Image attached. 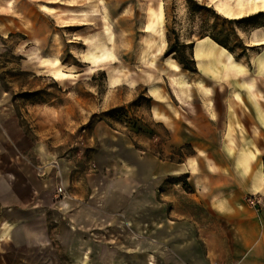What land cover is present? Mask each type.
Here are the masks:
<instances>
[{"label":"crops","instance_id":"0c3cea01","mask_svg":"<svg viewBox=\"0 0 264 264\" xmlns=\"http://www.w3.org/2000/svg\"><path fill=\"white\" fill-rule=\"evenodd\" d=\"M161 7L148 6L143 24L162 37L149 45L153 51L166 43ZM191 50L196 69L190 71L204 84L186 88L199 105L194 119L177 120L169 130V154L121 138L97 162L108 177L100 203L118 214L128 242L115 244L113 253L104 231H91L84 212L91 207L88 167L74 168L71 157L52 150L22 147L19 173L0 168V264H264V210L243 199L254 192L264 199V64L257 59L264 48L244 60L204 35ZM148 92L164 98L155 84ZM152 113L171 122L156 106ZM11 136L0 128V141ZM65 162L70 192L64 187L61 196L54 179Z\"/></svg>","mask_w":264,"mask_h":264},{"label":"rangeland","instance_id":"374dc122","mask_svg":"<svg viewBox=\"0 0 264 264\" xmlns=\"http://www.w3.org/2000/svg\"><path fill=\"white\" fill-rule=\"evenodd\" d=\"M53 1L0 0V128L12 135V141H0V168L19 173L22 147L35 151V146L71 157L74 168L88 167L91 207L84 212L91 217V231H104L114 253L115 244L128 242V228L117 224L118 214L102 208L108 177L99 174L97 162L112 155L110 148L121 138L158 155L169 154V130H175L177 120L194 119L199 105L186 88L204 84L179 59L191 65L192 41L204 35L244 60L263 50L264 42L255 40L264 39V1ZM158 5L166 43L162 50L155 43L153 51L149 45L162 37L147 33L143 24L147 7ZM78 9L88 15L73 13ZM257 56L263 66L264 52ZM150 84L158 86L163 99L149 94ZM153 106L171 122L154 116ZM66 164L60 163L54 185L68 193ZM119 232L123 234L114 235Z\"/></svg>","mask_w":264,"mask_h":264},{"label":"built area","instance_id":"2783aa9c","mask_svg":"<svg viewBox=\"0 0 264 264\" xmlns=\"http://www.w3.org/2000/svg\"><path fill=\"white\" fill-rule=\"evenodd\" d=\"M56 192L63 196L65 194V189L61 184H58L56 186ZM244 201L249 204L251 207H253L256 210H264V199L261 197L260 194L254 192V193H247L243 196ZM223 264V263H218Z\"/></svg>","mask_w":264,"mask_h":264},{"label":"trees","instance_id":"16d2710c","mask_svg":"<svg viewBox=\"0 0 264 264\" xmlns=\"http://www.w3.org/2000/svg\"><path fill=\"white\" fill-rule=\"evenodd\" d=\"M238 18H244V16H241V17H238ZM211 37H212L213 39H215L216 41H218L219 43H221L222 45L226 46L228 49L233 50L232 48H230L229 46H227L225 43L219 41V40L216 39L215 37H213V36H211ZM179 61L182 63V65H183L184 68H187V69L192 70V71L196 69V68H195V64H194V62H193V59H191V63H192L191 65H186L185 62L182 61V60H180V59H179Z\"/></svg>","mask_w":264,"mask_h":264},{"label":"bare ground","instance_id":"6f19581e","mask_svg":"<svg viewBox=\"0 0 264 264\" xmlns=\"http://www.w3.org/2000/svg\"><path fill=\"white\" fill-rule=\"evenodd\" d=\"M254 1H264V0H254Z\"/></svg>","mask_w":264,"mask_h":264}]
</instances>
